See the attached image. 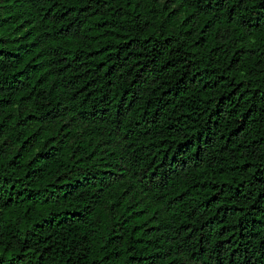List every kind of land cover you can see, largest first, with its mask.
<instances>
[{
  "label": "trees",
  "instance_id": "1",
  "mask_svg": "<svg viewBox=\"0 0 264 264\" xmlns=\"http://www.w3.org/2000/svg\"><path fill=\"white\" fill-rule=\"evenodd\" d=\"M3 2L0 264H264V0Z\"/></svg>",
  "mask_w": 264,
  "mask_h": 264
},
{
  "label": "rangeland",
  "instance_id": "2",
  "mask_svg": "<svg viewBox=\"0 0 264 264\" xmlns=\"http://www.w3.org/2000/svg\"><path fill=\"white\" fill-rule=\"evenodd\" d=\"M3 4H4L3 0H0V8H2ZM120 144H121V148L124 149V147H122L123 143L121 142ZM111 146L113 147V143H110L108 141H106L105 143H102V145H101V147L104 148V150H106V148H110ZM104 153H105V151H104ZM189 264H195V263L190 262Z\"/></svg>",
  "mask_w": 264,
  "mask_h": 264
}]
</instances>
